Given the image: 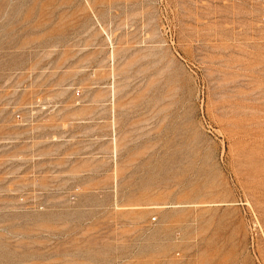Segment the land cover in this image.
Masks as SVG:
<instances>
[{"label":"rangeland","instance_id":"obj_1","mask_svg":"<svg viewBox=\"0 0 264 264\" xmlns=\"http://www.w3.org/2000/svg\"><path fill=\"white\" fill-rule=\"evenodd\" d=\"M0 264H264V0H0Z\"/></svg>","mask_w":264,"mask_h":264}]
</instances>
